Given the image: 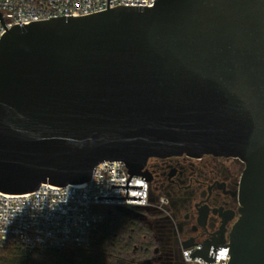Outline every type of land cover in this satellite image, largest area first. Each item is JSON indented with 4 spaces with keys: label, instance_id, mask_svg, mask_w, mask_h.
Segmentation results:
<instances>
[{
    "label": "water",
    "instance_id": "95a60500",
    "mask_svg": "<svg viewBox=\"0 0 264 264\" xmlns=\"http://www.w3.org/2000/svg\"><path fill=\"white\" fill-rule=\"evenodd\" d=\"M19 24L0 39V192L89 182L104 162L130 178L150 159L236 158L229 245L190 255L264 264V0H155ZM121 210V209H120ZM192 245L188 246L189 248Z\"/></svg>",
    "mask_w": 264,
    "mask_h": 264
},
{
    "label": "built area",
    "instance_id": "2783aa9c",
    "mask_svg": "<svg viewBox=\"0 0 264 264\" xmlns=\"http://www.w3.org/2000/svg\"><path fill=\"white\" fill-rule=\"evenodd\" d=\"M155 0H110L109 9L119 6L153 7ZM108 0H0V13L8 31L19 24L50 20L56 17H81L107 10ZM0 21V39L6 33ZM144 173V172H142ZM130 178L121 161L98 165L91 180L81 185L56 187L42 185L38 190L24 195L0 192V248L18 246L26 251L63 250L69 247L87 248L93 233L105 219L104 209H121L138 212L155 208L164 200H155L149 181L133 175L128 197L142 200L98 199L99 197H124ZM229 245V238L219 247ZM204 246L194 245L184 252L186 264H229L230 247L218 248L217 259L206 262L190 258Z\"/></svg>",
    "mask_w": 264,
    "mask_h": 264
},
{
    "label": "flooded vegetation",
    "instance_id": "af4514ba",
    "mask_svg": "<svg viewBox=\"0 0 264 264\" xmlns=\"http://www.w3.org/2000/svg\"><path fill=\"white\" fill-rule=\"evenodd\" d=\"M244 168L239 159L211 155L150 159L144 176L155 200L164 202L123 210L127 221L115 235V263L186 264L188 246L205 248L229 238L239 217Z\"/></svg>",
    "mask_w": 264,
    "mask_h": 264
},
{
    "label": "trees",
    "instance_id": "16d2710c",
    "mask_svg": "<svg viewBox=\"0 0 264 264\" xmlns=\"http://www.w3.org/2000/svg\"><path fill=\"white\" fill-rule=\"evenodd\" d=\"M103 212L105 219L93 233L89 247L30 252L18 246H4L0 248V264H116L113 258L117 243L115 235L121 231L120 222L127 221V217L121 214L114 220L110 218V209Z\"/></svg>",
    "mask_w": 264,
    "mask_h": 264
},
{
    "label": "rangeland",
    "instance_id": "374dc122",
    "mask_svg": "<svg viewBox=\"0 0 264 264\" xmlns=\"http://www.w3.org/2000/svg\"><path fill=\"white\" fill-rule=\"evenodd\" d=\"M111 210V217L114 220H118L121 217V214H124L123 210L120 209H110Z\"/></svg>",
    "mask_w": 264,
    "mask_h": 264
}]
</instances>
